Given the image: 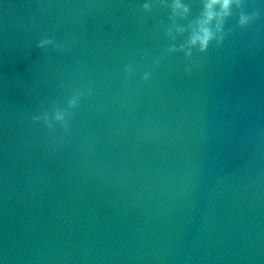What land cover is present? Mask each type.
<instances>
[{
	"label": "water",
	"instance_id": "water-1",
	"mask_svg": "<svg viewBox=\"0 0 264 264\" xmlns=\"http://www.w3.org/2000/svg\"><path fill=\"white\" fill-rule=\"evenodd\" d=\"M223 4L0 0V264H264V0Z\"/></svg>",
	"mask_w": 264,
	"mask_h": 264
},
{
	"label": "clouds",
	"instance_id": "clouds-1",
	"mask_svg": "<svg viewBox=\"0 0 264 264\" xmlns=\"http://www.w3.org/2000/svg\"><path fill=\"white\" fill-rule=\"evenodd\" d=\"M228 4H229V0H224V4H223V6H224V8H227L228 7ZM207 33L205 34V36H206V38H207ZM205 42H206V39H205Z\"/></svg>",
	"mask_w": 264,
	"mask_h": 264
}]
</instances>
